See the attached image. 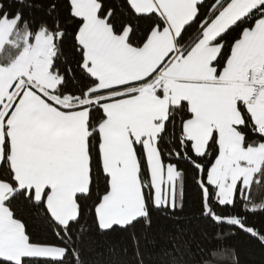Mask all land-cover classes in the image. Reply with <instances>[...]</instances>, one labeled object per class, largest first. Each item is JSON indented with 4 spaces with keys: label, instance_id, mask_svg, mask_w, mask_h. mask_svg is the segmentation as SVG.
Returning <instances> with one entry per match:
<instances>
[{
    "label": "snow or ice",
    "instance_id": "obj_1",
    "mask_svg": "<svg viewBox=\"0 0 264 264\" xmlns=\"http://www.w3.org/2000/svg\"><path fill=\"white\" fill-rule=\"evenodd\" d=\"M254 187L264 0H0V264H243Z\"/></svg>",
    "mask_w": 264,
    "mask_h": 264
},
{
    "label": "trees",
    "instance_id": "obj_2",
    "mask_svg": "<svg viewBox=\"0 0 264 264\" xmlns=\"http://www.w3.org/2000/svg\"><path fill=\"white\" fill-rule=\"evenodd\" d=\"M36 16L41 15L42 13L36 11L34 13ZM70 45V40L66 41L65 47ZM188 170V179L186 183V207L185 211L182 215L188 217H194L198 211L199 206V189L195 185L192 180V168L190 165H183ZM253 198L256 201H264V188L260 190H256L254 187L253 190ZM25 214L27 215V209H25ZM253 221L257 223L264 222V213H257L256 215L250 217ZM192 228L194 232L197 234V239L199 240V233L202 229H207L209 232L211 231V226L207 225L204 221H197L195 219H191L190 224L188 225ZM158 228H162L164 231L170 230V222L164 219H161L157 225ZM91 248L93 251L90 253L93 259L97 258V252L102 249L99 247L98 242H92ZM242 261L243 264H264V253L260 251L259 248H249L246 244L242 246Z\"/></svg>",
    "mask_w": 264,
    "mask_h": 264
}]
</instances>
